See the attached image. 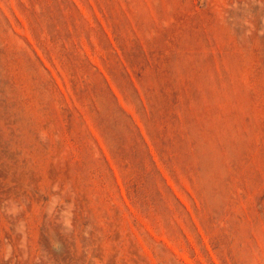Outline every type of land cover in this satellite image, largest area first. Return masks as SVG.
I'll list each match as a JSON object with an SVG mask.
<instances>
[{"label": "rangeland", "instance_id": "rangeland-1", "mask_svg": "<svg viewBox=\"0 0 264 264\" xmlns=\"http://www.w3.org/2000/svg\"><path fill=\"white\" fill-rule=\"evenodd\" d=\"M0 264H264V0H0Z\"/></svg>", "mask_w": 264, "mask_h": 264}]
</instances>
